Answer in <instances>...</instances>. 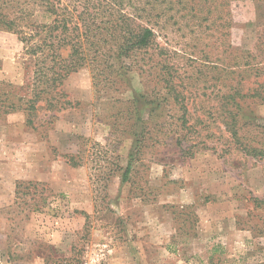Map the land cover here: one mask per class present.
Wrapping results in <instances>:
<instances>
[{
	"label": "rangeland",
	"instance_id": "374dc122",
	"mask_svg": "<svg viewBox=\"0 0 264 264\" xmlns=\"http://www.w3.org/2000/svg\"><path fill=\"white\" fill-rule=\"evenodd\" d=\"M58 2L94 31L129 14L159 48L112 83L73 73L59 90L71 104L31 126L28 13L53 17L0 0L22 32L0 30V264H264V159L235 146L221 109L264 83V0ZM241 106L255 126L240 135L264 147V103Z\"/></svg>",
	"mask_w": 264,
	"mask_h": 264
},
{
	"label": "trees",
	"instance_id": "16d2710c",
	"mask_svg": "<svg viewBox=\"0 0 264 264\" xmlns=\"http://www.w3.org/2000/svg\"><path fill=\"white\" fill-rule=\"evenodd\" d=\"M30 4L42 7L45 15L53 17L50 24H37L30 19L33 14L28 13V54L35 60L32 97L26 101L27 122L31 126L34 125L33 111L38 108L55 111L71 104L60 100L63 93L59 90L73 73L89 68L95 87L112 83L114 78L121 74L126 61L130 67H138L140 55L159 48L155 31L138 23L136 18L129 14L119 15L115 17L116 20L110 18L105 22L110 23V26L100 25L99 29L94 31L84 19H81L80 23L76 22L73 12H65L67 8L62 12L58 0H28V5ZM82 15H87L88 18L91 16L88 12H83ZM17 19H10L9 15L0 13V30L21 34L17 29ZM93 38L98 41L93 42ZM104 38H109L114 43L104 45L100 42ZM66 49L69 53L64 57L62 51ZM110 59L117 60L118 64L111 63ZM262 88L264 83L258 86L254 95H240L231 88V92L221 96V109L224 113L225 129L235 146L247 155L264 159V147L254 146L240 135L238 128L242 119L246 121V125L255 126L253 119L243 112L241 102L249 96L264 103V93L260 92ZM40 102L44 105H39ZM63 157L72 167L77 168L82 164L78 155ZM130 170L131 166L128 165L124 181L128 180Z\"/></svg>",
	"mask_w": 264,
	"mask_h": 264
}]
</instances>
